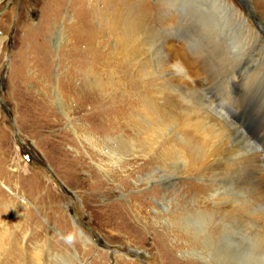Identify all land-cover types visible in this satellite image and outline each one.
Masks as SVG:
<instances>
[{
	"label": "rangeland",
	"instance_id": "obj_1",
	"mask_svg": "<svg viewBox=\"0 0 264 264\" xmlns=\"http://www.w3.org/2000/svg\"><path fill=\"white\" fill-rule=\"evenodd\" d=\"M223 1L264 40V0ZM219 5L0 0V264H216L191 254L196 224H177L196 199L207 201L209 172L208 162L166 158L171 148L183 147L182 139H195L183 101L159 90L162 80L183 78L168 71L164 79L146 77L143 66L152 68L147 48L156 39L196 81L202 79L197 48L225 63L236 58L240 38ZM128 20L137 24L134 40L127 38ZM81 82L94 99L76 92ZM246 87L254 97L251 106L243 100L238 108L242 119L264 111V89L238 84L236 95ZM123 104L129 113L113 132ZM152 130L162 136L146 154ZM118 140L129 143V152L115 150ZM147 171L178 176L167 186L146 184Z\"/></svg>",
	"mask_w": 264,
	"mask_h": 264
},
{
	"label": "bare ground",
	"instance_id": "obj_2",
	"mask_svg": "<svg viewBox=\"0 0 264 264\" xmlns=\"http://www.w3.org/2000/svg\"><path fill=\"white\" fill-rule=\"evenodd\" d=\"M215 1L230 13L229 21L234 23L240 38V54L236 58L232 56L225 63L224 59L216 58L206 47L197 48L195 55L202 79L196 81L187 76L181 64L167 58L162 41L156 39L153 44H150V41L147 48L152 68L150 69L151 65H144L143 73L146 77L153 74L156 78L164 79L163 76L168 71L173 76L183 78L180 82L162 80V89L159 90H167L183 101L186 122L191 125L195 139H182L183 147L175 150L171 148V153H168L166 158L174 160L173 158L183 157L199 164L208 162L209 172L205 176L207 183L203 186L207 201L202 203L196 199L192 212L180 214V221L177 223L182 228H188V224L197 226L193 236L191 235V242L194 244L191 246L192 250L194 249L191 254L201 259H206L204 256L213 257L216 264H264V182L259 176L264 173V127L260 128L264 123V109L261 113L250 112L249 115L246 112L242 119L237 113L238 108L243 100H247L250 105L254 96L251 98V92L248 93L250 89L247 87V94L244 91L237 96L234 91L236 85L243 87L252 82L264 89V40L248 26L243 17L235 16L230 5L223 0ZM129 21L127 38L134 40L132 28L137 24ZM141 25L138 24L140 27ZM167 33V36L171 35V32ZM225 66L228 67L224 69ZM87 79L85 80L91 85L90 78ZM81 83L82 85L75 89L76 92L88 93L94 99L92 89L87 88L84 82ZM116 95H112L113 101L117 100ZM120 97L122 96L118 99ZM128 113L129 108L125 104L118 106L110 130L117 131L118 121ZM156 132L158 130H152L151 139L143 144L142 150L148 151L146 154H150V148L154 149L162 136V133ZM256 143L261 145L256 146ZM128 145V142L118 140L114 148L117 152L128 151ZM145 161L149 167L148 161ZM177 176L178 172L156 176L147 171L141 181L145 180L148 184L150 181L163 180L167 186V183L174 182ZM205 206L207 208H204ZM79 234L84 242L88 241L82 232ZM0 252H3L1 237ZM11 260L13 261V257Z\"/></svg>",
	"mask_w": 264,
	"mask_h": 264
}]
</instances>
